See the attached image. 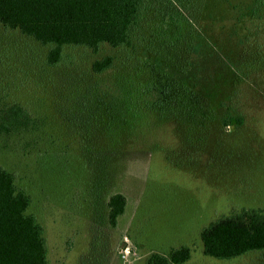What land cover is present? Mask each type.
I'll return each instance as SVG.
<instances>
[{
    "label": "rangeland",
    "instance_id": "rangeland-1",
    "mask_svg": "<svg viewBox=\"0 0 264 264\" xmlns=\"http://www.w3.org/2000/svg\"><path fill=\"white\" fill-rule=\"evenodd\" d=\"M255 5L261 17L249 20ZM148 7L144 20L173 12L213 24L207 37L218 43L244 40L248 25L264 28V0H149ZM163 28L175 34L170 24ZM258 42L264 47V33ZM45 51L0 26V107L20 103L36 123L33 130L0 135V165L31 198L27 213L44 228L49 264H145L150 254L167 255L180 246L190 249L184 264H264V251L229 260L204 255L200 240V231L222 216L246 207L264 212V72L243 78L236 88L239 128L214 133L227 156H212L209 146L202 155L186 156L176 124L153 112L114 133L110 129L112 139L99 138L100 151L82 152L81 132L71 130L79 117L68 107L72 78L108 90L105 100L113 103L116 77L126 73L137 80L139 65L127 58L129 48L101 45L96 54L67 48L64 62L48 67ZM105 55L113 57L111 67L94 74L92 61ZM146 75L140 73L142 82ZM229 78L219 74L216 97L230 92ZM116 192L126 197V207L112 228L107 200Z\"/></svg>",
    "mask_w": 264,
    "mask_h": 264
},
{
    "label": "trees",
    "instance_id": "trees-1",
    "mask_svg": "<svg viewBox=\"0 0 264 264\" xmlns=\"http://www.w3.org/2000/svg\"><path fill=\"white\" fill-rule=\"evenodd\" d=\"M148 4L149 0H0V26L46 48L43 61L48 67L64 62L67 48L88 49L95 54L101 45L129 48L127 58L139 65L135 66L137 80L126 73L118 76L125 80L116 77L118 95L113 96V103L105 100L108 90L99 91L89 80L72 78L68 107L79 117H72L71 130L81 132L82 152L100 151V139H112L131 119L153 112L160 121L176 124L186 156L202 155L208 146L214 150L212 156H227L214 133L221 134L225 128L235 131L243 123L236 88L243 78L264 72V47L258 42L264 28L248 25L244 40L222 38L225 42L218 43L221 39L207 37L213 24L187 20L181 13L170 12L155 22L144 20ZM258 9L257 5L251 7L249 20L261 17ZM168 24L175 34L163 28ZM237 25L230 31L235 33ZM112 63L110 55L94 59L91 71L101 74ZM144 70L147 79L142 82L140 73ZM221 73L232 81L223 99L214 95ZM35 127L33 115L20 103L0 107V135ZM30 203V196L17 187L14 175L0 165V264H49L44 228L27 213ZM125 207L122 193L109 196L107 218L112 228ZM200 240L204 255L221 260L264 251V212L246 207L222 216L200 231ZM189 258V247L180 246L167 255L150 254L145 264H184Z\"/></svg>",
    "mask_w": 264,
    "mask_h": 264
}]
</instances>
